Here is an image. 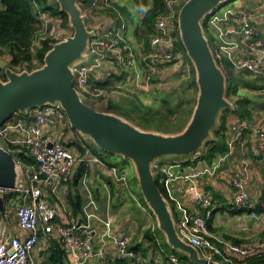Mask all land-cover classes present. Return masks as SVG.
<instances>
[{"label":"built area","instance_id":"1","mask_svg":"<svg viewBox=\"0 0 264 264\" xmlns=\"http://www.w3.org/2000/svg\"><path fill=\"white\" fill-rule=\"evenodd\" d=\"M29 1L33 15L41 23L40 30L35 33L33 51L47 40L52 46H55L56 43L73 35L69 26L61 27L60 18L43 11L38 0ZM187 1L164 0V13L159 14L153 24L151 52L148 56L140 58L137 51L130 46L126 39L127 27L123 15L114 6L113 0H91L89 2L90 12L84 11V13L89 16L87 22L89 30H94L97 34L90 42L89 62L76 66L73 71L74 87L85 95L86 102L91 100L90 97L94 99L109 98L114 95L109 87L102 89L93 86L91 83L94 70L99 68L107 57L113 58L114 66L121 73L128 72L130 78L132 77V82L141 90L148 89L152 84L157 74V65L173 68L179 75L183 74L181 76L183 80L188 79L185 74L191 76L193 65L179 47L182 41L178 26L179 11ZM100 10H113L116 15L114 20L117 22L107 28L92 23L90 20L92 12ZM255 20L256 18L249 11L227 6L209 16L203 25L209 41L208 32L217 31L218 54L233 68L260 77L264 86V42L258 38L259 31L256 28ZM227 24L231 25V29L226 30L223 27ZM238 49L245 50L246 55L240 58L233 57L232 51ZM143 64L147 65L149 72L145 73V70H142ZM22 70H27V68ZM18 115L29 122L26 129L27 133L18 147L21 146L28 150L35 165L25 167L17 161L21 172L20 185L19 190L13 192L17 193L18 204L15 205L13 200L9 211L10 214H14L16 225L21 233L15 235L6 234L4 230L1 232L0 264H33L31 254L37 247L36 245L43 236H53L54 234H58L66 248L71 253L76 254L77 257H93L95 246L93 244L92 226L88 223L78 224L74 222L66 225L57 224L58 211L50 204L46 193L59 199L61 187L71 181L74 167L78 161L84 163L90 161L108 169L114 182L129 190L125 167L107 166L97 155L92 154L88 160H85L84 157L76 156L75 152L63 145L62 138L64 135H57L55 139L44 135L41 131L43 126L55 125L64 121L70 127L65 111L60 106L37 108L31 111L28 117ZM1 129L2 127L0 128V141L4 148L13 155L14 151L4 144L6 133ZM249 130L261 158L264 159V125L253 127L237 123L233 127L234 136L230 139L227 138L228 147L234 144L244 147V137ZM80 141L83 145L88 144L81 136ZM203 154L204 150H198L187 157L173 158L170 161L154 164L155 179L158 185L166 189L169 184L176 180H187L193 185L190 189L193 200L202 209V214L194 216L189 224L180 226L176 222L180 237L193 247L198 248L201 256L208 260H216L219 257L227 264H243L252 257L263 255L264 241L252 247H243L218 239L210 233L209 228L214 212L224 208L225 204L216 202L208 192L204 195L201 194L194 179L184 172L185 168L192 167L193 164L203 160ZM244 182V179L236 175L231 178L234 189L232 207L250 213L252 218H257V210L259 208L264 209V198L258 202L253 201ZM7 192L10 191H4V194ZM61 205L63 206V204H59V206ZM64 210L68 209L64 207ZM0 223L3 224V218ZM105 225L107 228L105 236L113 244L117 258L126 264H146L142 253L133 249L132 239L129 236L110 237V222L105 223ZM171 261L175 264L180 263L177 258H173Z\"/></svg>","mask_w":264,"mask_h":264},{"label":"crops","instance_id":"2","mask_svg":"<svg viewBox=\"0 0 264 264\" xmlns=\"http://www.w3.org/2000/svg\"><path fill=\"white\" fill-rule=\"evenodd\" d=\"M89 4H84L87 13L90 12ZM231 7L247 10L256 18L258 38L264 42V0H241L240 3ZM114 18L113 13L100 10L92 12L90 20L102 28H107L117 22ZM123 18L128 29L131 24L127 25L126 18L124 16ZM223 27L226 30L231 29L230 24L223 25ZM208 36L211 45L217 50V31L208 32ZM136 43L138 55L140 58L145 57L142 45L138 43L137 38ZM232 55L235 58H240L245 56L246 52L243 49L233 50ZM156 70L157 74L150 87L141 90L132 82V77L130 78L128 72L121 73L114 66L113 58L107 57L102 65L94 70L91 83L94 85V83L107 82L112 90L120 89V85H124L127 87L126 90L133 94V97L141 98L163 86L180 82L178 81L180 80L179 73L173 68L157 65ZM234 70L235 76L238 74L237 77L249 74L235 68ZM122 74L125 76L124 79H120ZM249 75L244 80L247 81L250 78L253 82L248 80L244 85H240V95L250 99L252 119L249 122H241L235 115L229 114L227 117L229 139L234 136L233 127L237 123L253 127L264 125L263 80L252 74ZM116 93L117 91H114L115 98L119 99V95ZM28 124V120L19 115L6 123L1 129L6 133L4 144L10 148L18 147L27 133ZM41 131L44 135L51 136L52 139L57 138V135H64L63 143L67 147L71 146L70 149L75 152L76 156L81 155L85 160H88L90 154L95 155L92 153L93 149L92 152L91 149L87 150L84 155L80 153L76 148L77 143L83 145L80 136L68 127L67 122L43 126ZM244 144V147L234 144L228 147L229 150L226 153L218 155L211 161L203 159L193 164L192 167L185 168L184 172L194 179L201 194L204 195L208 192L216 202L225 204L224 208L214 212L209 228L210 233L218 239L232 243L230 239L235 238L241 242V246L252 247L264 241V212H259L257 218H252L250 213L232 207L234 189L231 178L236 175L244 179L250 198L255 202L260 201L264 198V159L261 158L257 146L253 142L250 130L245 134ZM86 145L91 146L89 143ZM192 186L187 180H176L166 188L168 201L173 208L174 219L180 226L189 224L194 216L202 214V209L193 200L192 191H190ZM72 193L79 194L81 198L82 212L79 216H75L68 203V197ZM46 195L50 204L58 211L57 224L66 225L74 222L88 223L92 226L95 254L91 258L77 257L66 248L58 234H54L53 236H43L36 245L37 247L31 254L33 264H126L116 257L113 244L105 236L107 231L105 223L107 222H110L111 225L110 237L129 236L132 239L133 249L139 247V251L148 250L147 257H144L146 264L153 262L154 264H175L173 261H169L177 257L168 256L169 261H164L158 251L152 253L151 244L144 239L146 230L151 229L154 232L158 227L146 205L142 204L137 197L135 198L134 193L124 186L116 184L109 170L97 163L78 161L74 167L71 181L61 187L59 199L52 197L49 193ZM59 204H63V206H59ZM64 207L68 210H64ZM11 215L14 216V214ZM5 223L6 225H4ZM11 223V226L7 227V221L5 222L3 218L0 234L4 230L6 234L19 235L21 231L18 230L16 220L14 223L11 220Z\"/></svg>","mask_w":264,"mask_h":264},{"label":"water","instance_id":"3","mask_svg":"<svg viewBox=\"0 0 264 264\" xmlns=\"http://www.w3.org/2000/svg\"><path fill=\"white\" fill-rule=\"evenodd\" d=\"M85 1L57 0L60 12L69 17L73 35L56 43L40 67L15 71L7 59L0 58V128L18 114L28 117L37 108L60 106L71 130L102 152L131 163L144 202L172 252L185 255L190 264H222L203 258L198 248L180 237L172 205L156 182L154 164L204 150L215 139L221 118L235 110L227 98L226 73L218 65L203 25L235 0H188L179 11L181 41L195 69L198 95L189 122L172 135L145 131L115 113L94 110L74 87L73 71L89 62L90 42L97 34L87 26L89 16L82 7ZM20 177L17 159L0 141V220L5 210L4 191L19 190Z\"/></svg>","mask_w":264,"mask_h":264},{"label":"trees","instance_id":"4","mask_svg":"<svg viewBox=\"0 0 264 264\" xmlns=\"http://www.w3.org/2000/svg\"><path fill=\"white\" fill-rule=\"evenodd\" d=\"M38 1L41 4L43 11L49 12L51 15L60 18V20L62 21L61 22L62 27H67L69 25V17L68 15L60 12V8L57 3V0L54 1V4H52L50 0H38ZM135 1L138 3V5L141 6L142 4L143 7H146L147 9L145 11V15L143 19L141 20L140 26L136 24L134 32L138 43L142 45L144 56H148L151 52L150 43L153 34L152 32L153 24L156 17L159 14L164 13V0H141L142 2H140V0H135ZM89 2H91V0H86L84 4H88ZM84 4L82 5L83 8H84ZM113 4L120 11V13L126 18L127 25L131 24L133 22L132 19L133 16H131L130 13H127L128 12L127 8L121 7L117 3H113ZM107 11H109L111 14L113 13V10H107ZM114 16L116 15L114 14ZM118 23H121V21H118ZM40 28H41V23L38 20V18L33 15L32 6L29 0H0V58H6L9 61V67L11 69L16 71L17 67H23L22 69L27 68L28 71H32L43 64L46 53L49 50H51L53 46L50 43V41L47 40L43 42L39 47H37L34 51L32 50L33 42L36 36L35 33L38 30H40ZM127 30L128 29H126V31ZM179 47L184 51L185 56L187 57L186 54L187 52L186 50H184L182 43L179 44ZM211 47L214 49L212 45ZM214 53L219 67L222 68L226 73L227 87H228L227 98L234 104L235 110L227 112L221 118V125H220L221 127L218 131L215 132V139L206 144L207 146L204 149L203 159H206L207 161H211L218 155L224 154L229 150L227 145V137L229 131V126H227V117L229 116V114L235 115L241 122L244 121L249 122V120L252 119V110L250 106L251 101L249 98L242 97L240 95V89H241L240 85H244V83H247V81L244 80L243 76L241 77L235 76L234 68H232L230 63L227 62L224 58H222L218 54L216 49H214ZM146 66L147 65L143 64L144 70L147 73L150 70H148ZM1 72L2 71L0 70V74ZM124 77L125 76L122 74L120 76V79H124ZM94 85L102 89L109 87V83L107 82L94 83ZM188 88L189 89L196 88L198 90L196 85L195 73L192 76ZM90 99L91 100L87 101L86 103L89 107H91L94 110L96 109L95 108L96 105H100L102 106L101 108L102 111L113 114L115 113L129 122L131 121L130 119H133L134 117V114L132 115L129 111L122 109L117 104V99L115 98V95L114 96L112 95L109 98L94 99L90 97ZM90 104L92 106H90ZM195 104H196V100L192 105V109L189 112V116H190L189 120L194 111ZM167 110L170 113L173 112V109L172 110L167 109ZM146 117H150V114L147 115L144 112L142 116H138V118L140 119L143 118L145 119ZM145 130L153 131L156 129L153 130L145 129ZM63 145L68 149H70L71 147V146L67 147L66 144ZM86 146L87 145H80L77 143L76 148L80 151L82 155H84L86 151L89 149H91L92 152L93 147L89 145L87 147ZM11 150L14 151L13 154L14 157L17 159V161L21 162L23 166L33 167L35 165L33 159L30 157L28 153V150H26L24 147L21 146L13 147V148L11 147ZM93 151L94 152L92 153L95 154V156L97 155L107 166L116 167L117 164L115 165L107 161V159L104 157V155L108 157H114V156L102 152L99 148L95 146L93 148ZM121 167L124 166L121 165ZM135 181L138 184L136 177H135ZM160 187L164 196L168 199V194L166 189L162 186ZM16 197H17L16 192L10 191L5 193V206H4L5 210L3 217L5 222L6 221L8 222L10 218L9 209L10 207H12L11 202ZM68 203L70 207H72L75 216H79V214L82 212L81 198L79 194H74V193L70 194V196L68 197ZM144 205H146L145 202ZM146 207L148 206L146 205ZM257 211H258L257 213L264 212V209L259 208ZM160 237L162 238V240L160 239ZM144 239L151 244L150 249L152 250V253L158 251L164 261H169L170 258H168V256H174L179 259L180 264L181 262H183V264H190L185 255L176 251L175 252L171 251L169 245L167 244V242H165V238L161 233V231L158 229V227L154 232L151 229L146 230L144 232ZM230 240L232 241V243L241 245V242L237 241L235 238ZM139 249H140L139 247L134 248L135 251L137 250L139 251ZM141 252L144 257H147L148 250H142ZM216 260L221 262L222 264H227L224 260H222L219 257H217ZM152 264H154V262ZM243 264H264V254L260 256L252 257L250 260L246 261Z\"/></svg>","mask_w":264,"mask_h":264},{"label":"rangeland","instance_id":"5","mask_svg":"<svg viewBox=\"0 0 264 264\" xmlns=\"http://www.w3.org/2000/svg\"><path fill=\"white\" fill-rule=\"evenodd\" d=\"M54 1L55 0H50L52 4H54ZM240 1L241 0H235L234 2L229 3L227 6L237 5L238 3H240ZM140 2L142 1L140 0ZM113 3H117L121 7H126L128 10L127 13H130V15L133 16L132 17L133 22L131 23V26L128 28V30L125 33H126V37H127L126 39L128 43L130 44L131 47L135 49V51H137L138 45L136 43L134 29H135L136 24L139 23L140 25L141 20L143 19L145 15V11L147 9L146 7H143L142 4L141 6L138 5V3L135 0H113ZM83 9L84 11L87 10L85 7ZM190 63L192 65L191 61ZM22 68L23 67H17L16 71H20V69ZM192 69H193V66H192ZM194 73H195V69L192 70L191 76H189L186 73L185 76L188 79H185V80L181 78V76H183V74L181 73L179 75V78H180V80H178L180 81L179 83L175 82V83L168 84L165 87L163 86L164 88L161 87L157 90H154L152 91V93L147 94L146 96H143L141 98L138 96L133 97L132 96L133 94H131V92H128L126 90L127 87H125L124 85H120V89H114V90L111 89V91H113V93L114 91L115 92L117 91L116 94L119 95V99H117V104L122 109L129 111L132 115L134 114L133 119H130L131 120L130 122L133 125L135 124L136 126L144 130L145 129H151V130L156 129V130H159L157 132L172 135V134L181 132L185 128L186 124L189 122V117H190L189 112L192 109V105L194 104L195 100H197L198 90L196 88H190V89L188 88V85ZM246 76H250V75L246 74ZM246 76H244V78H246ZM248 80L253 82V80L250 78H248ZM90 106L92 105L90 104ZM95 108L96 110L102 111L101 109L102 106L100 105H96ZM167 109H171V110L173 109V112L170 113ZM144 112L147 115L150 114V117H146L145 119L138 118V116H142ZM156 130H153V131H156ZM145 131H148V130H145ZM90 145L91 147L94 148L93 144H90ZM104 157L107 159V161L115 165L117 164L120 167L121 165L125 167L124 169L127 171L128 186L130 188L129 189L130 192L134 193L135 198L137 197L144 204L141 188L139 184H137L135 181L136 175H135L134 167H132L131 163L125 161L124 159L116 157V156L108 157L104 155ZM13 200H14L15 205H17L18 204L17 197L14 198ZM147 209L149 210L148 207ZM150 213L152 214L151 211ZM153 218L155 220L154 216ZM11 220L14 223L15 217L10 214V218L7 222V227L11 226L12 224ZM4 225H6V223ZM0 231H1V223H0ZM160 239L162 240L161 237Z\"/></svg>","mask_w":264,"mask_h":264}]
</instances>
